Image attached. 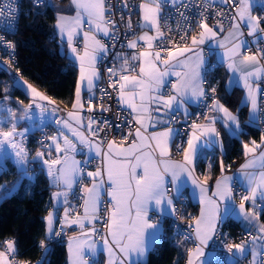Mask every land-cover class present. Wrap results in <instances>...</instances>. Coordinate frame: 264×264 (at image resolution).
<instances>
[{
	"label": "snow or ice",
	"instance_id": "obj_1",
	"mask_svg": "<svg viewBox=\"0 0 264 264\" xmlns=\"http://www.w3.org/2000/svg\"><path fill=\"white\" fill-rule=\"evenodd\" d=\"M33 3L38 9L41 5L56 9L51 0H47V3L45 0H33ZM217 3L227 6L231 11L230 14L217 11V23L210 27L207 11ZM121 5L120 20L132 38L120 47L136 51L116 53L118 65L106 69L109 87L119 97L117 102L130 109L129 115L132 117L124 126L115 125L120 133L119 141L100 136L105 128L113 127L107 119L96 120L92 116L81 117L78 114L83 108L82 89L91 93L88 103L89 111L92 110V97L95 95L93 89L99 80L95 65L97 59L103 60L109 52L108 46L96 34L108 37L113 48L119 39L115 35L117 21L113 19L116 11L111 0H72L75 14L69 16L56 11L55 19L58 36L62 41L66 38L67 47L74 59L79 61V81L72 105L76 111H68L67 118H56L60 110L53 106L55 101L18 76L13 77V90H22L26 96L30 94L31 103L24 106L23 101H13L17 108L7 106L11 91L4 88L3 99L0 100V177L10 174V162L21 179L14 182L12 189L6 184L0 185V191L6 194L0 199L11 196L23 180H33L28 166L39 162L51 185L63 189L53 193L57 210L61 206L64 208L60 231H54L55 216L50 212L45 240L55 239L66 227L72 225H77L80 230L79 235L69 237V264H89V259L97 253V235L108 253L109 264H114V261L115 264H147L143 258L166 239V217L173 219L172 226L177 227L179 234L185 235L195 244V247L187 250L186 264H218L221 252L232 264H238L249 254L252 257L250 264H264V224L258 223L259 214L254 211L257 200L264 201V137L259 145L255 141L251 142V147L244 144V154L251 158L241 166L235 180L248 194L241 197L238 206L235 205L232 192L234 177L224 175L226 169L223 159L220 161L221 176L215 181V191L211 195L208 194L206 183H201L194 176L195 162L204 149L213 152L219 150L223 155L221 134L215 127L217 123L226 129L229 136L238 137L242 132L238 116L215 98L216 88L212 87L206 92L203 87L214 65L206 66L202 45L214 42L216 48L223 50L219 54L218 63L226 64L231 73L227 88L242 87L246 90L244 104H251V121L256 122L264 115V111L257 106V95L264 96L259 87V81L264 77V64L261 63L264 61V48L257 46L253 52L252 45L243 39L244 29H247V35L254 38L253 44L258 45L264 40V27H261L264 24V0H203L204 11H199L200 6L194 4L193 0H140L139 4L121 0ZM193 7L198 9L193 16L199 17L195 24L182 10ZM254 8H258L261 15H254ZM124 9H127V20ZM133 9H138L141 15L137 27L148 30L143 34L133 30ZM43 14H46L43 10L37 12V15ZM6 15H17L14 0H0V29L16 34V22L4 19ZM226 15L227 34L217 39L220 33L225 32V21L220 18ZM171 20L177 24L176 29L169 26ZM85 23L88 30L82 31ZM197 28L201 29L198 34ZM153 30L154 34L150 35L149 32ZM173 32L179 35L180 44L176 43ZM81 35L82 54L75 46V38ZM127 36L128 33H125ZM0 47L10 57H15V44L6 42L3 36H0ZM209 47H212L211 43ZM0 67L7 68V64L0 61ZM169 76L176 77L174 83L165 79ZM166 83L171 85L170 91L173 94L164 91ZM100 91L102 96L108 94L104 89ZM209 98L212 99L211 106L205 103ZM185 103L202 106L207 120L206 124L193 122L188 126L190 135H182V129L171 126L176 122V113L181 109L186 117L191 115L183 108ZM100 110L111 111V108L101 105ZM208 112L216 115L209 116ZM114 115L119 118L118 114ZM21 121L38 122L37 127L49 121L60 126L58 135L46 136L50 144L41 142L48 149V158H45V152L38 151L35 157L29 159L23 146L29 129L18 131ZM156 125H163L164 130L149 133L148 129H155ZM123 127H129V131L125 132ZM81 128L89 135L86 136ZM65 130L74 139H69L64 134ZM177 140L181 142L176 143ZM126 143L127 146H124ZM77 144L81 146L80 154L87 156V159H75ZM172 144L182 154V161L172 159ZM258 149L259 155L256 154ZM53 151L58 154L55 158L51 156ZM94 160L97 161L95 170H87ZM85 179L89 180L91 187L84 184ZM189 179L193 186L192 195L199 199L203 207L198 218L188 217L194 221L189 223L192 231L183 233L175 224L176 219H184L176 204L184 197ZM207 179L205 176V182ZM74 186H78L82 195L73 193ZM70 193H73L72 199H80L83 203L73 205L69 199ZM246 201L250 202V209H246ZM78 207L83 208L82 217ZM101 208L106 213V218H103L104 229H97L95 223L102 219L99 216ZM261 210L264 211V207ZM150 211L155 212L156 216L150 217ZM229 214L238 215V218L256 228L259 241L253 236L252 244H259V251L251 245L233 244L227 240L217 247L220 240L217 224L222 223ZM86 222L90 227H86ZM248 231L251 235V230ZM45 240H41L38 245L44 253L38 264H44L50 251ZM0 249H3L0 250V264H30V261L17 259L20 253L16 241H5L0 244Z\"/></svg>",
	"mask_w": 264,
	"mask_h": 264
},
{
	"label": "trees",
	"instance_id": "obj_2",
	"mask_svg": "<svg viewBox=\"0 0 264 264\" xmlns=\"http://www.w3.org/2000/svg\"><path fill=\"white\" fill-rule=\"evenodd\" d=\"M40 10L45 11L46 14L37 15ZM54 23L55 15L50 6L39 9L32 5L28 6L14 37L17 47V67L25 80L55 100L62 108L69 109L72 107L75 96L77 68L67 54L60 55L59 49L63 43L55 35ZM226 77V70L217 66L209 81L216 88V96H219L230 108L236 109L241 97V90L234 89L228 93L225 89ZM13 82L14 80L6 71L0 70V100L3 99L4 88L7 87L11 91V99L7 103L17 106L13 101L16 99L26 101V96L22 90H13ZM239 113L244 122L246 119L244 110L240 108ZM244 127L243 140L246 135L261 136L259 130ZM38 132L29 136L31 155L38 150L35 138ZM227 141H229V149L224 156V163L229 170H232L239 165L242 159V142L237 139ZM32 164L34 168H31L30 164L28 166L29 175L34 179L23 180L11 196L0 200V244H3L8 238L13 239L16 241V247L20 253L18 256L20 260L34 263L41 261L44 256L38 245L41 240H45L46 236V217L51 207V187L39 163ZM8 168L10 174L0 177V185L6 184L9 189H12L14 182L20 180L21 177L10 162ZM3 194L4 192L0 191V195ZM195 210L196 208L192 207L186 215L190 216L195 213ZM260 217L264 224V211ZM224 226L231 231L235 238H238L242 233L239 224L232 220L225 222ZM165 234L166 239H163L155 246L154 250L149 252L147 264H185L184 252L187 241L173 236L170 219L165 221ZM46 242L47 240H45ZM44 264H67L65 240L51 242L50 251ZM218 264L229 263L220 260Z\"/></svg>",
	"mask_w": 264,
	"mask_h": 264
},
{
	"label": "built area",
	"instance_id": "obj_3",
	"mask_svg": "<svg viewBox=\"0 0 264 264\" xmlns=\"http://www.w3.org/2000/svg\"><path fill=\"white\" fill-rule=\"evenodd\" d=\"M54 1L55 0H51V3H53ZM45 3H47V0H45ZM111 3L114 6V10L116 11V15L113 17V19H115L117 21V27L115 29V35L117 37H119V39L116 41L115 48H113L112 47V41L108 37H105V36L100 37L101 41L108 46L109 52L106 54V57L103 60L99 59L97 61L96 68L99 72V81L97 83L95 95H94V97H92V110L89 111L88 101H89L90 96H88L86 98L85 108L83 109V111L81 113V117L92 116L96 120L107 119L109 121V123L113 125V127L105 128L104 131H102L100 133V136L105 137L106 139H109V140L110 139H116L117 141H119L120 133L116 130L115 125L120 124L121 126H124L126 121L130 120L132 117L129 115L130 112L128 110H126L124 107H122L121 103L117 102L119 97L117 96L115 90H113L112 88L109 87L108 73H107L106 69L108 67H115L118 65V61L115 58V54L128 50V48H121L120 45L126 44L127 40L131 39L132 36H131V33L129 32V30L123 26V22H121V20H120L121 9H122L121 0H111ZM130 3L139 4L140 0H130ZM193 3L200 6L199 11H204L203 0H193ZM29 5L34 6L33 0H14V7L16 8L17 15H13L11 17H8L6 15L4 17V19H6V20L11 19V20L16 22L17 32L19 30V26L21 23L22 16H23V14L26 13ZM34 7H36V6H34ZM41 7H44V5H41L40 8ZM182 10L185 11V14L190 18V20L192 21L193 24H195L198 21L199 17L193 16V14L196 13L198 10L196 7H193L191 9H182ZM123 11L125 13V20H127V15H126L127 9H124ZM166 11H167V9H166ZM217 11H221V12H225L226 14H230L231 10L227 6L220 5L219 3H217L215 6H210L208 11H207V15H208L207 23L209 25H215L217 23L218 18L215 16V13ZM257 15H261L260 10H259ZM131 19H132L133 30L136 31L137 33L141 34L143 30L141 28L137 27V24L141 20V15H140L138 9H133V14H132ZM220 19H223L225 21L223 24V27L228 28V16L226 15L225 17H222ZM161 23L163 24V21H161ZM169 26L173 29L177 28V24L175 23L174 20L169 21ZM261 27H264V24H262ZM85 28H88V25H85ZM200 31H201V29L197 28L196 34H198ZM244 31H245V35L243 38L246 41H248L249 44L252 45V51L255 52L256 51L255 44L252 43L254 38L247 35V29H244ZM17 32H16V34H17ZM125 33H128L127 38L125 37ZM16 34H9V32H7L6 30L0 29V36H3L5 38L6 42H11V43L15 44V53H16L15 57H10L6 53L5 49L0 47V61H4L5 64H7V68L0 67V70L6 71L12 79L14 76H18L19 78H23L20 69L17 67V63H18L17 47H16V42L14 39ZM172 35L174 36L176 43L180 44L181 41H180L179 35H177L175 32H173ZM189 43H190V41H189ZM260 44H263V40L260 42ZM75 46L77 47L78 50L82 49L83 46H82V42H81L80 38H76ZM169 47H171V45H169ZM208 65H213V64L209 61L206 63V66H208ZM208 74H207V76H208ZM259 85H260L261 91L264 92V77L261 78V80L259 81ZM212 87H214V86L211 85V82L209 81V79L207 77L206 82H205V91L208 92L209 89ZM101 89L106 90L108 94L102 96L101 91H100ZM214 95L216 98V93ZM205 103L207 105L211 106L212 99L211 98L207 99L205 101ZM101 105H103V107H105V108L110 107L111 111L101 112V110H100ZM258 109L261 111H264V96H262V95H259ZM59 110L60 111H58L56 118L66 116L67 109L61 108ZM209 113L210 112H208V115H209ZM114 114H118L119 118H117V116ZM204 119H205V109L202 106L198 105L190 116L182 117V116H179L176 114V116H175L176 122L173 123L171 126L173 128L182 129V135H190V129L188 126H190L193 122L200 123ZM56 126L57 125L55 123L49 124V125L43 127L36 134L35 138H36V142L38 145V150L44 149V147L41 144L42 141L44 142L45 145L48 144L49 140L46 139V136H48V137L53 136L55 134V131H56ZM257 126H258L259 133L264 137V115L260 116V119L257 121ZM123 130L125 132L129 131V127H123ZM180 142H181L180 140L176 141V143H180ZM24 145L28 148V151L30 153V151H31L30 137H26L24 139ZM125 145H127V143ZM172 151H173L174 156H176V157L182 156V154L180 152H177L175 144H173ZM93 165H94V163H91L90 165H88V167H92ZM30 166H31V168H34V165L32 163L30 164ZM84 183H85V180H84ZM232 191L234 194H236L238 196H243V195L247 194V191L245 190V188L242 187L241 185H238L237 183L233 184ZM73 193L77 194V195H82V193L79 192L78 186H75V188H73ZM73 193H70V196H69L70 202L76 206L81 205L83 203L82 200L72 199ZM185 203H186V197L184 196L180 200V202H178L176 204V207L182 211L184 219H176L175 224L178 225V228L180 229L181 232L189 233L192 231L189 228V223L190 222L194 223V221H190L188 219V217H194V214H191L190 216L186 215ZM258 206H259V208L264 207L263 202L258 200ZM81 208L82 207H78L79 212H80ZM101 218L102 219L100 220L98 229H104V224H103L104 216L103 217L101 216ZM172 225H173V219L170 218V227H171L173 236H175L177 239L187 241L189 243V249L195 247V244L193 243V241L191 239H187L185 237V235L179 234L177 227H173ZM249 229L251 230V233H252L251 235H249V231H248ZM79 231H80L79 227H70L65 232H62L60 236L55 237V239H53V240H59V241L66 240V238H68L74 234L79 233ZM217 232L220 234V240L217 242V247H219V245L222 244L223 241H225V240H227L229 243H233V244H240V243L252 244V238H253V236H255L257 241H259V235L256 231V228H254L253 226H251L247 230H243L241 235L238 238H235L232 235L231 231L228 230L224 226V224L220 225L218 227ZM8 240H13V239L8 238L6 241H8ZM53 240L47 241L46 244H49V246H50L51 242ZM214 240H215V237H214ZM0 250H3V249H0ZM233 251H235V250H233ZM17 259L20 260L19 257H17ZM220 260L227 261V258L224 255V252H221V259ZM30 264H33V263L30 262ZM239 264H250V261L247 259L241 260Z\"/></svg>",
	"mask_w": 264,
	"mask_h": 264
},
{
	"label": "crops",
	"instance_id": "obj_4",
	"mask_svg": "<svg viewBox=\"0 0 264 264\" xmlns=\"http://www.w3.org/2000/svg\"><path fill=\"white\" fill-rule=\"evenodd\" d=\"M52 4H54L56 6V9L54 11V15L56 16V11H60L62 12L63 14L65 15H69V16H72L75 14L74 10L72 9V0H55ZM259 12V9L258 8H254L253 9V14L254 15H257ZM85 25H87V23H85ZM210 27L213 26V25H209ZM54 29H55V35L56 37L59 39V41L61 43H63L66 47V54L68 56V58L70 59V61L76 66L77 68V81H76V86H77V83L79 81V61L75 60L73 55L71 54V50L70 48L67 47V41H66V38L62 41L60 39V37L58 36L57 34V28H56V19H55V23H54ZM225 29V32L224 33H220L218 36H217V39H220L222 38L224 35L227 34V29L228 28H224ZM88 28H85L84 26V29L82 31H87ZM142 33L144 31H148L147 29H142ZM150 35H153L154 34V30L153 31H150L149 32ZM97 35V38L100 39L101 36H103L102 34H96ZM76 38H80L81 42H82V46H83V37L82 35L79 36V37H76ZM75 38V40H76ZM244 39V38H243ZM143 43V42H141ZM209 43L212 44V47L210 48L209 47ZM257 46H259L260 48H264V40H263V44H255V48H257ZM201 47H203L204 51H205V59H206V63L207 62H211L214 67L213 69L210 71V73L208 74V79L210 80L211 77H212V72L214 70L215 67L217 66H221L223 67L226 72H227V77H226V80H225V89L228 93H231L234 89H240L241 90V97L239 98V102H238V105H237V108L236 109H232L230 108L229 106H227L219 96H216V99H218L226 108L229 109L230 112H232L234 115L238 116L239 118V126H240V129H242V132L241 134L238 136V137H235V136H229L228 132L226 131V129L224 127L221 126L220 123H217L215 125V127L220 131V139L222 140L223 142V155L221 154V152L219 150H216V151H212V150H209V149H204L200 155V157L196 160L195 162V168H194V176L201 182V183H206V186L208 188V194L211 195L213 191H215V181L221 176V171H220V161L221 159H223V162H224V156L225 154L228 152V145H229V141L227 140H232V139H237L239 141L242 142V150H241V161L239 163V165L232 169V170H229L225 163H224V166H225V173L224 175H228V176H233L234 177V181H233V184L234 183H237L238 185H241L240 183L236 182L235 178L239 176V170L241 169V166L244 165L251 157L250 156H245L244 152V144H249V146L251 147L252 146V141H255L256 144H261L262 143V135L258 136V137H254L252 135H246V138L243 140L242 139V134L243 132L245 131V127L244 126H247L248 128L250 129H253V130H257L258 131V126H257V121L256 122H252L250 117H251V112H252V109H251V104L248 103L247 105L244 104V101H245V96H246V90L243 89L242 87H233L232 89H228L227 88V85H228V82H229V79H230V76H231V73L229 72V70L227 69V66L226 64H220L218 63V60H219V54L222 53V49H218L216 48L215 46V43L214 42H206L204 45H202ZM81 52L82 54V51H83V47L81 50H78ZM133 51H136V50H133V49H128L127 51H124V52H121V53H131ZM99 59H97L98 61ZM119 63V61H118ZM262 64H264V61L261 62ZM97 64V62H96ZM96 67V65H95ZM97 69V68H96ZM245 70H249V69H245ZM98 71V70H97ZM263 78V77H262ZM21 80L23 81H26L27 84H30L32 85L33 87H35L33 84H31L30 82H28L27 80H25L24 78H20ZM167 81H171L172 83L175 82L176 80V77L174 76H169V77H166L165 78ZM99 81V80H98ZM98 83V82H97ZM14 85V82L13 84ZM204 89H205V83L203 85ZM260 87V85H259ZM38 91H40L41 93H43L44 95L48 96L47 94H45L44 92H42L41 90H39L37 87H35ZM170 88H171V85L166 83L164 85V91L165 92H168L169 94H173L171 93L170 91ZM76 89V87H75ZM95 89H93L94 93H95ZM23 92V91H22ZM24 93V92H23ZM91 93H89V91H87L86 89H82V92H81V103L83 104V108L79 110V115L81 116V113L83 111V109L85 108V101H86V98L88 96H90ZM26 96V95H25ZM49 97V96H48ZM51 100H53L51 97H49ZM258 100H259V95H257V106H258ZM16 101H21V100H17ZM55 101V100H53ZM75 102V96H74V100H73V103ZM29 103H31V97H30V94L28 96H26V101H23V105L26 106L28 105ZM46 103V102H45ZM7 105H10V103ZM73 105V104H72ZM122 107H124L126 110H128L130 112V109H127L125 105L121 104ZM12 106V104L10 105ZM54 107H56L57 109H61L62 107L55 101V105H53ZM198 106V104H194V103H185L183 105V108H186L187 111L189 113H193V111L195 110V108ZM12 108H17L16 105H13ZM240 108H242V110H244V113L246 115V119L245 121L243 122L241 120V117H240V113H239V110ZM68 111H76L75 109H73L72 107L67 109V112ZM58 113V112H57ZM177 115L179 116H182V117H186L184 114H183V109H181V111L177 112L176 113ZM20 113L17 112V116H19ZM57 115V114H56ZM212 115H216V113L214 112H210L209 113V116H212ZM190 116V115H189ZM65 118H67L66 116H64ZM155 118V117H154ZM207 123V120L206 118L200 122L199 124H206ZM37 124V122H36ZM36 124H31V127H32V130L36 129L34 132H32L31 130L28 132V134L25 135L24 138L26 137H29L30 135H32L33 133L35 132H38L40 131L43 127L49 125V124H54L52 122H48L46 123V125L44 126H40L39 128L36 126ZM24 126H26L27 128L30 127L29 125H26L24 124V122H21L19 125H18V128H23ZM60 126L57 125L56 126V131H55V134L54 135H58V128ZM81 131H84L83 128L80 129ZM164 130V126L163 125H156L155 129L153 128H149L148 129V132H152V131H162ZM32 132V133H31ZM247 134V132H245ZM64 134L65 135H68L69 136V139H74L71 135L70 132H68V130H65L64 131ZM84 134L87 136L89 135L87 131H84ZM53 135V136H54ZM51 141L49 140L48 144H50ZM61 146L63 147V144H61ZM124 146H127V145H124ZM172 147H173V144L171 145V149H170V154H171V157L172 159L176 160V161H182L183 160V156H179V157H176L173 155V151H172ZM80 149H81V146L79 144H77V153L75 155V159L77 160H85L87 159L88 157L85 156V155H82L80 154ZM28 154H29V159L31 160L33 157H35V154L36 152L38 151H43L45 152V158H48L47 156V152H48V149L46 147H44L43 150H37L33 155H30L28 149H26ZM86 151V150H85ZM259 149L257 150V155H259ZM58 154L53 151L51 153V156L52 158H55ZM39 163V162H38ZM92 163H94V165L92 167H88L87 170L89 171H94L95 168H96V164H97V161H93ZM39 165L42 167V165L39 163ZM209 165H211V168H209ZM217 172V174L215 175V173ZM45 173V172H44ZM47 176V175H46ZM205 176L208 177L207 181L205 182ZM48 181H49V185L51 187V207H50V211L49 213H53L54 216H55V219H54V223H53V228H54V231H60V224H61V221H62V218L64 216V208L63 206L59 207V209L57 210L58 206H57V202L53 199V193L55 192H58V191H62L63 189L62 188H56V187H53L50 183V180L49 178L47 177ZM86 186L88 187H91V184L89 183V180L88 179H85V183H84ZM232 184V186H233ZM75 188V186H74ZM192 191H193V186L191 185V180L189 179L188 180V187L185 189L184 191V196L186 197V203H185V210H186V213H188V210H191L192 207H195L196 210H195V213L194 214V218H198L199 215H200V212H201V208L203 207V205L199 202V199L196 197V196H193L192 195ZM233 192V191H232ZM248 194V193H247ZM246 194V195H247ZM244 196V195H243ZM233 197H234V200H235V205L238 206L241 202V197L242 196H238L236 194L233 193ZM103 199H107V197H103ZM263 204H264V201H262ZM223 203H221V208L223 209ZM245 207L246 209H250L251 208V204L250 202L246 201L245 202ZM255 212H257L259 214V221L258 223L259 224H263V222L261 221V213L263 212L261 210V208H259L258 206V200H257V205H256V208L254 209ZM48 213V215H49ZM80 216L82 217L83 216V208H81L80 212H79ZM47 215V217H48ZM99 216L106 218V213L104 211H101L99 212ZM149 216L150 217H154L156 216V213L155 212H152L150 211L149 212ZM47 217H46V232H47ZM171 217H166L164 219V230H165V221L166 220H169ZM228 220H232L236 223L239 224L241 230H247L248 228H250L251 226H253L252 224H250L249 222L247 221H243L242 219L238 218V215H232V214H229L228 217L222 222V223H218L217 224V229L220 225H223L225 224V222H227ZM99 223H100V220L97 221L95 223V227L98 229V226H99ZM71 227H78L77 225H72ZM86 227H90V225H87V222H86ZM70 227H66L64 232L66 230H68ZM74 235H79V233L77 234H74ZM73 236V235H72ZM98 243H97V253L94 257L90 258L89 259V264H109V257H108V253L106 250L103 249V242L102 241H99V237L97 235L96 237ZM66 242V250H67V264H69V252H68V244H69V237L66 238L65 240ZM186 242V241H185ZM211 245V244H210ZM246 246L247 245H251L252 247H256L257 251H259V244H256V245H253V244H245ZM189 249V243L186 242V248H185V264L187 262V250ZM150 252V251H149ZM149 252L147 254V256L143 259H145L147 261V258H148V255H149ZM249 260L251 262V254H249L246 258L242 259V260ZM39 261L37 262H34L33 264H38ZM227 262L229 264H232V262L228 261ZM240 263V261L238 262V264ZM114 264H115V261H114Z\"/></svg>",
	"mask_w": 264,
	"mask_h": 264
},
{
	"label": "rangeland",
	"instance_id": "obj_5",
	"mask_svg": "<svg viewBox=\"0 0 264 264\" xmlns=\"http://www.w3.org/2000/svg\"><path fill=\"white\" fill-rule=\"evenodd\" d=\"M7 106L12 107V106H10V105H7ZM21 122H24V124L30 126V127H28L29 131L31 130L32 132H34V131L37 129V128H36V129L32 130L31 124H36V123H33L32 121H21ZM49 122H50V121H49ZM37 123H38V122H37ZM47 123H48V122H47ZM25 128H27V127L24 126L23 128H18L17 130L22 132V131H24ZM38 128H39V127H38ZM29 131H28V132H29ZM28 132H27L26 134H28ZM32 132H31V133H32ZM26 134H25V135H26ZM24 139H25V138H24ZM23 146H24L26 149H28L24 144H23ZM30 155H31V154H30ZM29 158H30V157H29ZM30 164H31V163H30ZM5 195H6V194L4 193L3 195H0V197H4ZM0 200H1V199H0Z\"/></svg>",
	"mask_w": 264,
	"mask_h": 264
},
{
	"label": "water",
	"instance_id": "obj_6",
	"mask_svg": "<svg viewBox=\"0 0 264 264\" xmlns=\"http://www.w3.org/2000/svg\"><path fill=\"white\" fill-rule=\"evenodd\" d=\"M59 53L61 56H65L66 55V50H65V47L64 45L62 44L60 49H59Z\"/></svg>",
	"mask_w": 264,
	"mask_h": 264
}]
</instances>
